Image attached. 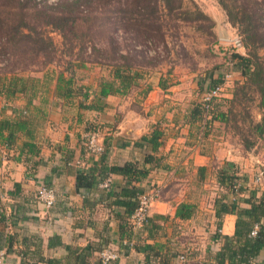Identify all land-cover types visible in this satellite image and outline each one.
Segmentation results:
<instances>
[{
    "label": "crops",
    "instance_id": "crops-1",
    "mask_svg": "<svg viewBox=\"0 0 264 264\" xmlns=\"http://www.w3.org/2000/svg\"><path fill=\"white\" fill-rule=\"evenodd\" d=\"M188 76L158 72L108 96L101 95L102 83L114 79L107 65H75L70 71L47 65L0 77V119L26 125L9 146V132L0 130V248L6 251L1 264H100L106 245L120 252L112 264H181L186 251V264L264 262V246L248 261L234 254L247 238L236 236V214H217L219 202L249 208L245 199L264 198V188L237 198L224 181V173L235 170L252 189L253 174L264 164L212 133L219 122L194 112L204 92ZM94 128L101 130L107 151L103 165L146 167L148 177L135 186L160 190L143 231L131 229L129 210L117 203L126 201L122 175L109 173L93 189L77 187L80 171L98 173L101 167L95 164L100 157L84 145ZM155 131L157 150L143 140ZM107 179L109 188L102 185ZM41 185L57 193L51 209L38 199ZM182 204L190 206L186 217L177 214Z\"/></svg>",
    "mask_w": 264,
    "mask_h": 264
},
{
    "label": "rangeland",
    "instance_id": "rangeland-1",
    "mask_svg": "<svg viewBox=\"0 0 264 264\" xmlns=\"http://www.w3.org/2000/svg\"><path fill=\"white\" fill-rule=\"evenodd\" d=\"M61 1L64 0H32L28 4L27 0H20L28 4L25 9L27 17L35 7L44 9L46 5H55L59 8L56 13L62 14ZM147 1L83 0V15L95 18L91 30L94 45L86 43L84 49L78 44L72 47L61 31L39 22L38 32L53 41V51L46 58L31 57L23 49L14 50L0 37V77L10 71H20L21 65L27 70L59 65L70 71L71 68L74 70L75 65L112 64V60H105L103 64L94 62L98 59L94 48L110 53L115 48L117 61L126 63L128 60L133 71L137 70L141 78L150 74L156 76L158 72L171 73L176 78L194 75L205 94L213 86L211 80L223 82L224 68L232 61L234 54L248 57L249 50L244 45L234 46L237 38L244 40L243 35L231 23L227 10L219 0H150L155 2L151 4L154 10L142 7ZM223 2L234 13L239 10V17L253 15L264 32V0ZM2 3L3 0H0V16L6 20L3 14L8 8ZM258 53L264 60V49ZM78 58L82 60L78 61ZM51 59V62H47ZM233 63L234 75L213 110L226 113L227 121H217L219 124L213 126L212 133L229 143L234 142L240 153L244 150L264 164V105L261 94L259 88L246 82L236 63ZM258 125H262L261 131ZM247 145L250 148H246ZM260 167L264 168L261 164Z\"/></svg>",
    "mask_w": 264,
    "mask_h": 264
},
{
    "label": "trees",
    "instance_id": "trees-1",
    "mask_svg": "<svg viewBox=\"0 0 264 264\" xmlns=\"http://www.w3.org/2000/svg\"><path fill=\"white\" fill-rule=\"evenodd\" d=\"M31 1L32 0H27V3L29 4ZM219 1L224 9L227 10V14L231 23L234 26H237L242 33L244 39L242 40L244 41L243 45L249 50L248 57L234 54V60H231L236 63L237 69L246 79V82L254 87L259 88L262 104L264 105V60L259 56L258 53L260 49H264V32L261 31V24L251 14L239 17V10L234 13L229 9L228 5L223 2V0ZM3 2L4 3L2 4L4 7L8 9H6L3 14L4 17H6V20L0 16V37L4 38L14 50L23 49L25 50L26 54L31 57L43 56L46 58L49 56V54L53 51V41L49 37L38 32L39 25L37 24L39 23L44 26H51L52 28L61 31L64 39H66L72 47L74 44H78L81 46V49H84L86 43H94V37L91 34V30L93 28L92 24L94 23L95 18L89 16L88 14L83 15V10H81V7L83 6V0L61 1L59 4L62 6V14L56 13L59 8H57L55 5H46L44 6V9H37L35 7V10H33V12L28 15V17L27 13H25V9L28 4H23L20 2V0H3ZM146 3L147 4L143 5L142 7H147V9L154 10V7L151 6V4L153 5L155 2L149 0ZM137 6H139V3H137ZM244 14L246 13L244 12ZM146 20L148 19H145V21ZM146 37L151 38V36ZM116 53L117 49L115 48L113 49V53L106 51L102 52L101 49L94 48L95 56L100 59L93 60L94 62L103 64L105 60L113 61L112 64L105 63L107 66H111L113 68L114 79L113 81L107 80L102 83V96H108L111 93H126L136 86L138 79L141 78L137 70L133 71L131 63L128 60H126V63L118 62L115 57ZM124 59H126V57H124ZM77 60L81 61L82 59L78 58ZM51 61L52 59L48 60L47 62ZM21 66L22 68L20 71L27 70L25 66ZM13 72L14 71H10L9 73ZM221 80H223V77ZM211 81L210 83H213L211 88L222 84L221 81ZM116 84L118 85L116 86ZM194 112L200 115H208L205 108L203 107L202 102L196 106ZM212 113V121H219L222 123L227 121L226 113H218L215 111H212ZM25 126V122L23 121L0 119V130L2 132H9L6 139L8 146L15 140L16 134L23 130ZM261 127L262 125H258L259 131H261ZM93 130L94 129H92L90 132ZM159 139L160 134L157 131H155L151 137L143 138V140L153 143L154 150H157L161 144ZM246 148H250V145H247ZM86 152L88 153V151ZM106 155L107 151L105 150L102 155L98 156L100 159L97 163H95L101 164L98 173L94 168L89 172H79L77 175V187L78 189H93L103 182L109 173L122 175L124 178H126V187L122 190L121 196L126 201H117V203L124 205L129 210V215L131 216L137 207L138 195L143 192V190H140V188L135 186V183L147 178L150 170L146 167H140L138 164L133 162L126 163L123 166H112L111 168H107L105 165H103ZM151 159L152 157L148 158L146 162H150ZM237 174L238 172L235 170L232 172L226 171L224 173V181L233 195L238 198L247 191H254L253 189H248L242 186L239 189V192L236 193L233 188L234 185L238 181H245V178L242 176H237ZM244 202H250V207H238V203L236 201H231L230 203L219 202L217 204V214L231 213L237 215L238 219L236 223V236L238 238L245 236L247 239L244 243V246L238 250H235L234 254L238 253L242 257L243 261H248L249 259L256 257L259 254L260 249L264 246V198H262L258 203L247 199H245ZM189 208L190 206L182 204L177 211L178 216H188L189 214H187V210ZM149 221L143 229L138 231L145 230L149 224ZM256 224L261 225L260 230L258 231L256 237H251V231ZM129 226L131 227L130 221ZM105 247L110 246L106 245ZM105 247H102L100 251ZM261 264H264V262Z\"/></svg>",
    "mask_w": 264,
    "mask_h": 264
},
{
    "label": "built area",
    "instance_id": "built-area-1",
    "mask_svg": "<svg viewBox=\"0 0 264 264\" xmlns=\"http://www.w3.org/2000/svg\"><path fill=\"white\" fill-rule=\"evenodd\" d=\"M234 46L243 47L242 38H237L235 40ZM233 75H234V63L233 61H230L229 63H227V65L224 68L222 84L211 88L204 94L202 98V104L206 112L208 113L210 119H212L213 117L212 111L214 110V105L216 104V102L220 101V99L223 97V93L225 92L227 86L226 84L233 77ZM84 145L91 156L102 155L106 149L103 142V135L101 133V130L98 128H94V130L86 136ZM237 176L243 177L242 174L241 175L237 174ZM246 182L247 181L244 182L238 181L233 187L234 191L236 193L239 192V189L242 186L247 188ZM102 185L103 187L109 188L110 179H107ZM251 186L253 187L252 189H258V190L264 188L263 167H259L254 173L251 179ZM159 198H160V190L156 187H150L138 195L137 207L129 219L133 230L138 231L146 226L151 215V208ZM38 199L46 208L51 209L56 203L57 193L54 188L49 187L47 185H41L38 192ZM260 227L261 225L256 224L253 227L250 236L256 237L258 231L260 230ZM187 257H188L187 251L180 254L179 256L180 263L186 264L188 261ZM119 258H120V252L114 250L111 247H105L99 252L100 264H112L115 261H117ZM5 259H6V251L0 248V264L3 263ZM251 264H256V263L253 262Z\"/></svg>",
    "mask_w": 264,
    "mask_h": 264
}]
</instances>
